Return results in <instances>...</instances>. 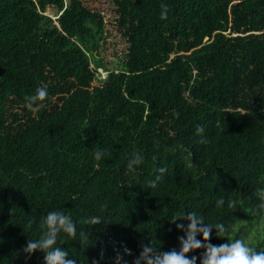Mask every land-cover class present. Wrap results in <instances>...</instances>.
<instances>
[{
	"label": "trees",
	"instance_id": "16d2710c",
	"mask_svg": "<svg viewBox=\"0 0 264 264\" xmlns=\"http://www.w3.org/2000/svg\"><path fill=\"white\" fill-rule=\"evenodd\" d=\"M114 4L128 48L111 69L107 23L82 0H0V264H43L21 249L52 210L76 222L57 246L81 264H134L151 241L178 249L169 220L189 211L231 227L232 240L264 217V0ZM38 87L49 95L28 109ZM227 242L213 230L212 244ZM249 245L264 251L263 234Z\"/></svg>",
	"mask_w": 264,
	"mask_h": 264
},
{
	"label": "clouds",
	"instance_id": "9594fccd",
	"mask_svg": "<svg viewBox=\"0 0 264 264\" xmlns=\"http://www.w3.org/2000/svg\"><path fill=\"white\" fill-rule=\"evenodd\" d=\"M165 15L166 13H162V18H165ZM48 95L47 88L38 87L34 94L25 97L26 107L35 110L42 106L41 102ZM198 131L202 132L203 128H199ZM92 155L95 161H101L105 156V150L97 149ZM143 162V156L137 153L128 160L127 168L130 171L134 170ZM164 171V168L159 169L160 173ZM159 180L160 176H156L155 180L150 182V188H156ZM169 221L183 233L178 237L179 248L165 252L159 247H154L152 241L148 244L141 243L142 250L135 258L134 264H264V251L250 246L242 238L232 240L228 236L232 228L222 222H208L196 211L175 215ZM84 223L96 226L102 225L103 221L99 216H91ZM41 228L43 231L39 238L29 239L21 249L28 259H31L36 252H41L44 254L43 264H81L78 259L71 256L68 250L57 246L58 240L63 243L65 235L69 238L77 237L78 230L72 217L62 210L49 211L41 219ZM213 230L217 238H227L228 242L219 245L212 244ZM78 238L81 242L90 239L83 230L79 231ZM197 250H202L199 256L195 255ZM125 253L131 255L127 248H125ZM115 264H126V261L122 255H117Z\"/></svg>",
	"mask_w": 264,
	"mask_h": 264
},
{
	"label": "rangeland",
	"instance_id": "374dc122",
	"mask_svg": "<svg viewBox=\"0 0 264 264\" xmlns=\"http://www.w3.org/2000/svg\"><path fill=\"white\" fill-rule=\"evenodd\" d=\"M89 8L94 11L101 12L104 16L106 24V29L109 34L108 45L103 49V55L105 63L108 65V68L114 69L119 68L120 64L123 62L125 58V54L127 52V43L120 38L118 34V30L114 25V12H115V4L114 0H82ZM48 15H50L53 19H55V14L51 10H48ZM88 27L90 29V42L95 44H99L101 41V32L98 30L97 26L92 22L88 23ZM88 38V37H87ZM96 54H98L95 51ZM98 58V57H97ZM100 71H103L100 69ZM108 76V72H102V78ZM251 222H243L246 226V231L242 233L244 236V240L246 243L251 244L256 240V236L258 234H263L264 237V217L258 220H250ZM243 225V226H244ZM238 228V227H237Z\"/></svg>",
	"mask_w": 264,
	"mask_h": 264
}]
</instances>
